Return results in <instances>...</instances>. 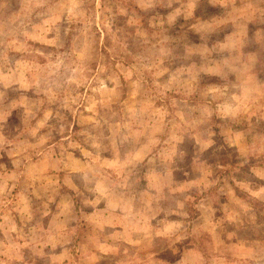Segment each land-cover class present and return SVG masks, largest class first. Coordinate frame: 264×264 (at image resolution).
I'll list each match as a JSON object with an SVG mask.
<instances>
[{"label": "rangeland", "instance_id": "1", "mask_svg": "<svg viewBox=\"0 0 264 264\" xmlns=\"http://www.w3.org/2000/svg\"><path fill=\"white\" fill-rule=\"evenodd\" d=\"M262 181L264 0H0V264H264Z\"/></svg>", "mask_w": 264, "mask_h": 264}, {"label": "crops", "instance_id": "2", "mask_svg": "<svg viewBox=\"0 0 264 264\" xmlns=\"http://www.w3.org/2000/svg\"><path fill=\"white\" fill-rule=\"evenodd\" d=\"M260 169H263L260 167ZM256 174L259 172V171H255ZM159 175L157 174L156 177H158ZM259 181H261V179H258ZM255 183V181L253 182ZM116 185V180L114 179V177L112 176H109L107 174H102L100 175V177L97 178V181L96 183H94V189L92 190H95V191H99L98 193H96L95 195H102L104 194L105 196H111L113 199H114V195H112V193H116L118 192V195L119 193H121V187H118V186H115ZM77 187V186H76ZM79 189V187H78ZM253 196L261 199V198H264V181H262V184H259L258 188L255 189L253 187V190H251L250 192ZM78 202V200H77ZM106 206H110L109 204V201L106 202ZM116 209L115 210H112V211H120L118 210L120 207L119 205H116ZM81 207V205L79 206ZM81 209V208H80ZM76 209H71L69 208L68 209V214L69 216H72L74 213H76L78 215V211H80ZM90 213L91 214H95L96 211H97V208L94 207L93 209H89ZM56 214L55 211L51 210V211H48L46 212V219H45V224L42 225V227H44L43 229L44 230H47V229H50V221L52 220V218L54 217V215ZM111 214H114V213H111ZM61 219V218H60ZM59 222H61L59 220ZM111 221H101L100 223H97V224H91V225H86L85 226V223H78L76 224L77 227V230L75 231V237L73 239V241H70V240H62L61 243H57L58 246L59 245H64V251H67L66 249L68 248V252H70V255L72 256L73 255V250L76 249L77 252L79 253V260H78V264H83V260H88L89 262H91L90 264H96L98 263V261L100 260L99 259V248L101 246V239H100V235L102 234L99 229H97L98 227L99 228H102V230L104 229L105 226H108V224L110 223ZM77 223V222H76ZM33 224V223H32ZM30 223V225H32ZM84 226V228H83ZM112 226V225H110ZM20 227V230L22 228V225L19 226ZM65 228H69V226H66ZM85 228H87V233L85 232ZM107 229V233L109 234H113L112 237H109V238H113V240L111 241L109 238H103L102 241L104 239H106L108 241V243H103L104 245L106 246H110L111 249H110V252L111 254H114V258L115 260L118 262L117 260V257H119V252L116 254V252L113 250V248L117 247L118 245L119 246H124L125 248L131 244H133L134 242V239H133V233H135L134 231V227H130L129 225L125 224V225H122V226H118V227H112V228H106ZM137 229V228H136ZM140 231L142 230H146L148 231L149 229H142L139 228ZM52 232V230H51ZM65 232V233H69L71 234L72 231L71 229L68 230V231H63L62 230V233ZM120 235H122V237H120ZM21 236V235H19ZM31 236V235H30ZM23 238H27V237H23ZM116 239L118 240V242H116ZM24 240H27V239H24ZM76 240V242L74 241ZM264 238L262 237H259V236H252L250 238H244L243 239V243L244 244H248V245H253V246H261V247H264ZM20 244H24V242L20 243ZM27 244H30V246H34L33 243L30 242H27ZM49 244L51 245L50 241H49ZM118 244V245H117ZM53 248V247H52ZM48 251V250H47ZM49 252V251H48ZM53 254H50V255H57V254H61L60 251H56V252H51ZM56 253V254H54ZM122 255H125V254H122ZM233 256H236L237 258H239L240 261H242V259L244 260H247V259H255L253 255H233ZM239 256V257H238ZM126 257V255L124 256ZM159 259H162V254L160 253H157L156 255H153L152 259H144L146 261L148 260H153V261H159ZM52 261L54 259H51ZM65 260V259H64ZM230 261H231V258H230ZM82 262V263H81ZM35 263V261L29 257L25 258L24 259V264H33Z\"/></svg>", "mask_w": 264, "mask_h": 264}, {"label": "trees", "instance_id": "3", "mask_svg": "<svg viewBox=\"0 0 264 264\" xmlns=\"http://www.w3.org/2000/svg\"><path fill=\"white\" fill-rule=\"evenodd\" d=\"M73 254L74 256L78 259L79 258V253L77 252L76 249L73 250Z\"/></svg>", "mask_w": 264, "mask_h": 264}]
</instances>
